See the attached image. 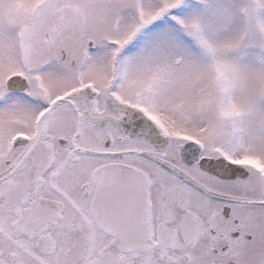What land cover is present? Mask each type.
<instances>
[{
	"label": "snow or ice",
	"instance_id": "obj_1",
	"mask_svg": "<svg viewBox=\"0 0 264 264\" xmlns=\"http://www.w3.org/2000/svg\"><path fill=\"white\" fill-rule=\"evenodd\" d=\"M0 264H264V0H0Z\"/></svg>",
	"mask_w": 264,
	"mask_h": 264
}]
</instances>
